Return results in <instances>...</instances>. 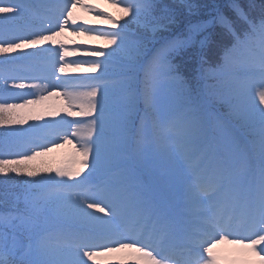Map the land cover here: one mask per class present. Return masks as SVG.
I'll return each instance as SVG.
<instances>
[{"label":"snow or ice","instance_id":"6c2138e0","mask_svg":"<svg viewBox=\"0 0 264 264\" xmlns=\"http://www.w3.org/2000/svg\"><path fill=\"white\" fill-rule=\"evenodd\" d=\"M113 3L129 17L114 31L88 27V21L77 23V6L98 11L84 0H41L43 12L34 16L35 26L27 35L10 37L0 30V53L34 48L18 58L42 64L47 75L34 79L48 81L16 84L17 77L0 73L5 89L12 79L14 89L48 90L47 96L28 91L12 97L22 103H8L10 97L0 95V125L43 121L6 129L0 140V157H13L0 158V176L23 178L12 206L0 212V264H101L98 257L119 253L135 257L138 264H221L215 249L223 241L254 254L255 264H264V4L257 8L253 0L246 6L232 0L234 18L219 10L213 18L220 33L209 32L203 23L169 36L177 14L161 0ZM31 7L26 0H0V20L16 19ZM187 7L191 11L196 6ZM100 15L119 23L106 11ZM128 24H135L141 34H129ZM66 29L102 32L116 47L104 60L84 61L85 71H101L76 78L71 87L86 90L65 91L62 108L35 116L18 111L41 105L61 95L56 89L69 87L57 75L70 67L61 63L70 53L57 39ZM48 42L59 47H39ZM157 43L141 89L136 57ZM197 45L201 67L194 79L216 80L204 88L189 85L174 62ZM213 46L222 49L221 62L204 67L205 52ZM117 52L128 62L120 81L122 110L114 115L106 103L113 82L106 77L109 58ZM153 68L176 85L164 104ZM141 101L143 110L138 108ZM218 106L227 107V120ZM45 115L59 118L45 120ZM67 117L89 119L85 123ZM70 137L79 138V168L53 167L39 159L60 147L57 140L71 144ZM151 145L155 151L149 154ZM127 151L137 154L140 167L162 172L151 191L139 189L127 173L93 182L105 165ZM172 191L179 195V211L169 204ZM233 236L239 238L229 240Z\"/></svg>","mask_w":264,"mask_h":264},{"label":"trees","instance_id":"16d2710c","mask_svg":"<svg viewBox=\"0 0 264 264\" xmlns=\"http://www.w3.org/2000/svg\"><path fill=\"white\" fill-rule=\"evenodd\" d=\"M232 0H161L162 4L170 6L173 11L177 14V23L170 29L169 33L166 35L169 36H180L182 33H186L189 25L196 24H208V31L217 34L221 32V28L218 24L213 23V18L217 14V10L223 12L229 18H234L235 14L230 9L229 5ZM238 2L246 6L249 0H238ZM253 2L257 5V8L264 4V0H253ZM188 4L195 5L191 11L187 7ZM126 6V5H123ZM26 10L22 13V15L13 20H0V30H3V34L14 37V35L23 33L27 27L25 24V14ZM106 12L112 14L117 18L119 23L114 24L113 21L108 20L105 16H102L101 19H104L102 22L99 21L97 27L105 30H118L120 25L123 24L129 17H123V14L116 7L115 3L111 9L106 10ZM255 14V13H254ZM3 14H0L2 16ZM123 17V18H122ZM126 31L129 34H141V30L137 28L135 24H128ZM87 41L83 42V47L80 50H83V54H86V57L89 55V60H104L105 56L116 47L114 44H108V40L105 38L102 32H95L87 35ZM92 39H96L92 42ZM90 39V40H89ZM226 43L229 41L226 40ZM40 47V46H39ZM159 44L148 45V50L145 51L139 57H136V66H137V82L139 87L142 89L143 80L145 78V71L148 68L149 61L152 59V53L155 51V48H158ZM98 50L104 52V56H96L94 53ZM34 48L30 47L28 49H17L12 53H0V73H4L7 76L23 75L24 72L27 71V67H37L38 64L32 63L30 61H26L23 59H19V55L23 52H32ZM199 51V47L193 46L192 48L187 49V53L180 57L174 59V62L180 65L181 73L184 76L185 80L188 81L189 85H198L200 88H204L206 86L216 84V80L214 79H203V80H195L194 77L199 75L200 63L199 57L197 55ZM88 53V54H87ZM82 54V53H81ZM223 55V51L219 47L213 46L210 50H206L205 56L208 60V65L204 67L212 66L215 67L221 62V57ZM88 59V58H87ZM127 59L125 55L121 52L115 53L113 56L109 58V66L107 70V79L113 82V87L109 90V95L107 98V106L108 109L114 114L118 115L123 106V92L120 88V81L125 75V64L127 63ZM100 69L97 70L96 73L88 72L87 77L95 76L100 73ZM153 72H155L160 79V101L161 104L167 102V99L172 91H174L176 85L171 83L169 79L159 71V69L153 68ZM77 73V72H76ZM74 73L72 76H77L78 74ZM79 77V76H78ZM22 80H16V84L21 83ZM12 79H8L7 81V89H5L3 80H0V95H4L10 97L8 99V103H22V99L12 98L16 97L18 93L23 91L22 89L13 88ZM20 90V91H19ZM86 89H79L78 91H84ZM2 102V101H0ZM60 105V102L53 101L51 99H46L43 101L41 105L30 106L29 108L18 110L23 112L29 116H35L40 114V112L44 109L50 112L56 111V107L54 105ZM143 102L141 101L138 105L140 110H143ZM76 111H79V108H74ZM218 111L222 115V118L225 120L228 119L227 112L228 109L226 106H218ZM63 116V114H60ZM95 115V114H93ZM55 119V117H53ZM59 118V117H58ZM57 118V119H58ZM46 120V115L44 116ZM87 123V120L84 121ZM34 123H43V121H37L34 119H28L27 124L25 125H0V140H3L6 129L10 130L16 127H24L27 128L29 125ZM58 143V142H57ZM60 147L54 148L52 152L48 153L46 156L41 157L39 159L46 161L48 164L53 167H63L67 169H76L78 168V160L74 157L75 149L71 147H64L60 142ZM153 147V148H152ZM149 147L148 153L151 154L155 151V145ZM120 154V153H119ZM128 154V162L133 166V169L139 172L140 174H145L151 172L152 169L142 168L138 164V157L134 151H127ZM74 157V158H73ZM0 158H13L11 156L0 157ZM73 159V160H72ZM105 168V167H103ZM23 178L19 176H14V174H9L8 177L0 176V212H6L11 206L15 199V196L20 193L21 189L19 185L22 183ZM7 181V183H5ZM7 193V196H5Z\"/></svg>","mask_w":264,"mask_h":264},{"label":"rangeland","instance_id":"374dc122","mask_svg":"<svg viewBox=\"0 0 264 264\" xmlns=\"http://www.w3.org/2000/svg\"><path fill=\"white\" fill-rule=\"evenodd\" d=\"M95 1L98 2V0H95ZM106 1H108V0H106ZM101 2H102V0H101ZM104 2H105V0H104ZM105 3L108 4L107 2H105ZM108 6H110V5L108 4ZM85 13H86V9H84V8H82L80 6H77V9H76V15L78 17L77 23H79L81 21H84V17H87L89 19V16L86 15ZM57 30H59V29H57ZM82 35L83 34H77V31L75 29H66L61 34V36L57 37V39L60 40V41H63L64 44L66 45V44H68V42L74 43V41L78 40V38H81ZM54 46H56V45H54ZM57 46H59V45L57 44ZM67 49L71 50L70 48H67ZM84 61L85 60L81 59V57H76V58L69 57L68 58L66 56V57H64V60L61 61V63H65L66 62L70 66L66 72H68V71L69 72H71V71L74 72L73 69L77 70L78 68H75L74 65H72V64H76L74 62H79V65H83ZM86 68L87 67H79V69L81 71H84V73H88L87 71H85ZM58 74H60V77H61L62 73L57 72V75ZM69 80L71 81L69 86H71L73 81L70 78H69ZM47 83H45L43 85H46ZM58 83H59V81H58ZM62 89H63V87H61L59 89H56V91H59L61 93V95L49 97L53 101L60 102V105H55V107L56 108L59 107V109L62 108L63 106H65V104H66V97L63 95L64 91ZM38 92H42L41 94H43L45 96L48 95V90H43V91L39 90ZM37 95H39V94H37ZM60 114H63V116L67 115L64 112H61ZM57 118L58 117H55V119H57ZM67 118L69 119L70 117H67ZM49 119H54V118L51 117V116H47V120H49ZM72 127H73V125H72ZM75 145H76L77 152L75 150V154L74 155L79 157L78 149L80 148V146H79L80 143H79V145L78 144H75ZM157 170H159V169H157ZM125 173L130 174L131 175V179L134 180V181H136L138 179V175L137 174H139V172H137V171L129 172L127 170L121 169V170H119L118 175L125 174ZM159 174L162 175V172L159 173ZM103 181L104 180H101V179H95L94 183H101ZM136 183H139V181H136ZM145 187L147 188L148 186H146L144 184H141V183L138 185L139 189H143L144 190ZM175 194H177V193H175ZM176 196H178V199H179V195L177 194ZM115 222L119 225L118 221H115ZM238 238L239 237L233 236V237H229V240L238 239ZM215 251H216L217 255L219 256V258L221 260V264H231L232 262H233L232 264H245V261H248L249 264H255V262L258 260V258L254 254H252L250 252L243 251L237 245H235L233 243H230L229 241H223L220 244H218L216 249H215ZM262 254H264V253H262ZM233 255H236L237 258L232 257ZM120 260L125 261V264H138V261H137V259L135 257L129 256V255L124 254V253L109 254V255H106V256L98 257V261H100L101 264H119ZM90 263L91 264H95V262H92V261H89V264Z\"/></svg>","mask_w":264,"mask_h":264}]
</instances>
